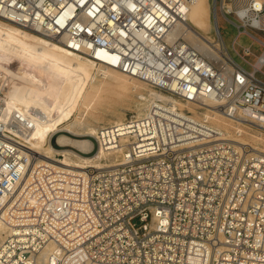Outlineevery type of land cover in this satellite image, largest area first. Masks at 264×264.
<instances>
[{"label": "built area", "instance_id": "built-area-1", "mask_svg": "<svg viewBox=\"0 0 264 264\" xmlns=\"http://www.w3.org/2000/svg\"><path fill=\"white\" fill-rule=\"evenodd\" d=\"M194 1L0 0V19L175 100L100 127L94 148L113 152L100 167L29 164L0 128V264H264V155L204 115L238 119L240 133L264 127V43L252 71L228 68L217 28L219 63L208 59L170 34ZM218 1L264 37V2L240 16Z\"/></svg>", "mask_w": 264, "mask_h": 264}, {"label": "bare ground", "instance_id": "bare-ground-1", "mask_svg": "<svg viewBox=\"0 0 264 264\" xmlns=\"http://www.w3.org/2000/svg\"><path fill=\"white\" fill-rule=\"evenodd\" d=\"M208 1L195 0L190 4L184 12L185 21L174 25L170 34L175 39L182 38L205 57L219 63L218 54L213 48L221 47L217 34L199 30L208 27L209 15L205 11V7L209 6ZM256 3L261 6L262 1L256 0ZM230 6L227 3L226 8L229 9ZM239 14L248 15L245 5ZM212 16L213 23L214 15ZM193 21L197 28L193 27ZM263 58L264 54L261 59ZM228 59V68L237 65L230 56ZM256 66H260V63ZM137 81L121 71L96 65L49 39L0 19V97L2 96L3 101L0 128L4 127L23 140L22 154L30 160L29 164L50 162L61 167L82 169L103 166V160L112 162L110 154L113 152L105 151L103 147H98L91 156H83L70 149H57L48 143V140L58 132L77 136L80 135V130H87L82 135L96 137L100 127L92 128L81 119H85L94 106L99 105L104 97L112 93L122 99L132 92L136 99L145 101L146 106L135 115L147 111L151 101L175 102L172 97L146 89ZM5 86H9L7 93L4 92ZM203 103L210 107L211 111H215L212 107L217 101L204 99ZM75 112H78V116L72 119ZM14 114L21 119L20 124L15 122L16 129H12L9 122ZM204 115L209 116L212 124L223 128L227 133L230 134L229 128L236 132V138L233 140L235 143L248 144L249 139L254 151L264 155V127L254 133H247L248 136L245 137L237 131L240 127L238 119L230 121L217 113ZM71 119L70 123L65 124ZM122 122L114 121L112 124ZM228 122L232 124L229 126ZM56 141L60 145H71L82 152L89 153L92 150L89 140L73 139L60 134ZM56 155H62L64 158H57ZM5 231L6 227L0 219V242L4 239Z\"/></svg>", "mask_w": 264, "mask_h": 264}, {"label": "rangeland", "instance_id": "rangeland-1", "mask_svg": "<svg viewBox=\"0 0 264 264\" xmlns=\"http://www.w3.org/2000/svg\"><path fill=\"white\" fill-rule=\"evenodd\" d=\"M247 1L248 0H233V6L235 9L240 8V7L244 6L247 3ZM205 11L209 15L210 26L208 23L207 28H205V29L199 28V30L203 29L204 30L203 32L214 33L215 32V25H216L218 28V31L221 35L224 46L226 47L228 54L230 55L231 59H233V61L236 64L240 65L245 70L252 71L251 64H253L255 62L256 58L262 53L263 47L256 40V39H258L262 43H264V37L262 35V32L255 30V29H252L248 26L245 28V31H244L242 28V24L239 22V20L236 18L235 15H225L224 16L221 13L218 0H217V4H216V11L214 14L215 17H214L213 23L211 22V18L213 17L212 16L213 13H212V10L210 9V7L209 6L205 7ZM260 22L262 25H264V13H263L262 17L260 18ZM192 25H193V27L197 28V24L195 23V21L192 22ZM239 30L241 31L240 34L238 33ZM234 39H236V42L234 44V50L235 51L232 48V42ZM244 47H249L251 54H252L250 57L246 58V62H244L238 56L242 53V49ZM262 72H264V65L262 66ZM256 77L264 81V76H262L261 74L257 73ZM137 82L139 84H142L144 88L149 89L148 86L145 85L144 83H142L140 81H137ZM88 86H87V88H88ZM8 89H9V86H5L4 92L7 93ZM144 92H145V90H144ZM133 94L134 93L129 92L128 95L122 99H119L115 95V93L107 95L106 97H104L101 100V103L99 105L94 106L90 110L91 112H89V114L87 115V117L85 119H81V120H83L86 124H88L89 126H91L92 128H95V129H98L99 127L104 126V125H111L114 121L122 122L123 120H125L129 116L135 115L136 113H139L143 109V107H145L147 104V103H144L145 101H140V100L136 99ZM129 99H130V102H129ZM74 116L77 117L78 112L74 113L72 119L76 118ZM72 119L69 120L68 122H66L65 124L70 123V121H72ZM228 123H229V126H230V124H232L230 122H228ZM229 129H228V131L230 132V134H233L232 138L235 139L236 138L235 137L236 132L231 131ZM244 129L245 130L243 132H241L240 134H241V136H245V137L248 136L247 133H249V132L254 133L258 130V129L248 130L246 128H244ZM86 131L87 130H85V131L80 130L79 131L80 135H77V136L68 134L66 132H58L50 138L51 140H49V143L57 149H70L79 155L91 156L92 154H94L96 152V149L94 148V144H93L92 140L90 139V137H94V135H91V136L82 135V133H85ZM245 133H246V135H245ZM60 134L67 135L73 139L89 140L92 143V149L93 148L94 149H93V151L91 150L90 151L91 153L89 152L90 153L89 154L87 152H82L79 149H75L71 145H60L56 141L57 136ZM247 141H248V144H251V142H249L250 141L249 139ZM80 151L82 152V154L80 153ZM84 153H86V154H84ZM63 158L64 157L62 156V159Z\"/></svg>", "mask_w": 264, "mask_h": 264}, {"label": "crops", "instance_id": "crops-1", "mask_svg": "<svg viewBox=\"0 0 264 264\" xmlns=\"http://www.w3.org/2000/svg\"><path fill=\"white\" fill-rule=\"evenodd\" d=\"M262 1V3L264 2V0H261ZM248 2V1H247Z\"/></svg>", "mask_w": 264, "mask_h": 264}]
</instances>
